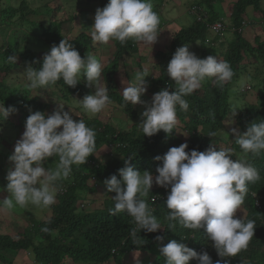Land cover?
I'll list each match as a JSON object with an SVG mask.
<instances>
[{
	"label": "clouds",
	"instance_id": "obj_1",
	"mask_svg": "<svg viewBox=\"0 0 264 264\" xmlns=\"http://www.w3.org/2000/svg\"><path fill=\"white\" fill-rule=\"evenodd\" d=\"M159 24L152 0H108L104 7L96 9L89 28L94 44L118 41L123 45L133 40L152 48L160 33ZM69 41L61 39L58 45L53 44L39 67L32 66L37 61L27 63L26 87L47 89L62 80L64 85L75 88L83 78L85 86L93 88L94 93L77 101L85 113L94 116L112 103L107 85L100 82L103 67L93 55L82 58ZM7 59L14 64L17 57ZM165 71L177 86L174 91L165 88L154 93L150 101L142 100L148 87L145 81L148 74L143 71L136 72L133 81L122 91L125 107L139 104L144 108L139 123L143 136L152 137L160 131L166 136L172 134L178 123L177 109L189 108L185 97L200 90L208 80L223 87L235 75L229 62L211 55L199 58L185 44L172 54ZM15 111L13 106L5 108L0 104V120ZM73 115L69 108L65 110V105L57 104L51 114L36 111L26 118L24 131L8 157L12 167L7 172L5 189H0L7 193L0 198V209L11 212L17 207L49 208L55 204L63 189L60 182L70 177L74 165H84L95 152V130L82 119L74 120ZM230 131L243 154L235 160L232 149L218 148L212 141L204 151H186L187 143L170 147L163 156L153 158L162 161L155 174L137 170L130 165L131 158L125 159V166L103 181L107 192L114 193L111 214L129 215L135 224L133 235L142 230L155 233L164 227L150 206V189L153 185L170 189L164 201L169 210L166 220L190 230L203 228L221 258L215 264H221V260L228 264V258L246 250L254 236L255 222L237 218L236 212L244 204L249 184L261 178L245 157L264 151V120L250 123L243 133L237 128ZM49 158L58 159L54 169L45 167ZM154 202L155 197L151 199ZM42 231L49 229L45 227ZM155 239L162 245L159 254L165 264H189L191 260L213 264L207 251L197 252L175 239L163 244L162 235Z\"/></svg>",
	"mask_w": 264,
	"mask_h": 264
},
{
	"label": "trees",
	"instance_id": "obj_2",
	"mask_svg": "<svg viewBox=\"0 0 264 264\" xmlns=\"http://www.w3.org/2000/svg\"><path fill=\"white\" fill-rule=\"evenodd\" d=\"M29 1L22 0L20 6L15 7L4 5L0 0V26L3 24L12 26L16 22H19L21 26L22 20L24 21L29 14H37L39 9L31 8ZM40 1L43 2L40 11L49 12L50 8L45 5L46 0ZM96 1L101 7L108 2V0ZM152 1L155 2L153 10L157 13L156 7L160 6L164 0ZM222 1L201 0L191 6H200L203 10L201 13L204 15L201 20L195 16L190 25L180 27L174 33L168 49L155 53V58L158 60L157 73L147 81L150 87L149 92L154 94L165 88L170 92L176 89L177 86L167 76L165 70L178 47L199 41L201 47L207 52L206 48L211 47L206 41L207 34H209L208 23L220 20L224 22L219 8L215 6ZM260 3L261 0H235L233 2L231 13H229V18H231L229 22L234 29L233 38L227 41V48L222 58L233 68L235 75L232 82L219 87L212 80H208L204 83L202 92L199 93L197 90L185 97L189 108L187 111L177 109L178 125L172 134L166 136L163 131H160L152 137H147L143 136L139 123H134L129 128H120L111 123L102 122L97 117L87 118L84 114L82 120L96 132L95 152L89 156L84 165H74L70 177L60 182L63 189L57 196L55 204L49 207L51 215L47 219L40 220L34 217L29 219L28 226L16 238L7 233H0V263L12 264L19 252L25 251L28 255L32 254L35 264H69V262L74 264H118L121 262L122 264V256L124 259V255L128 252L142 251L151 256L149 264H165L164 258L159 254V247L162 245L156 241L157 235L164 237L163 244L175 239L197 252L207 251L213 264L221 259L211 246L212 242L208 240L203 228L190 230L178 222L166 220L169 210L164 201L170 189L166 190L153 185L148 198L150 206L154 209L153 214L162 222L164 228L155 233L142 230L133 235L132 229L135 224L129 215L126 213L111 214L110 210L114 207L111 196L114 193L107 192L103 181L117 174L118 169L125 166L124 160L128 158H131L129 163L135 169L150 170L155 174L156 167L162 166V161H155L153 158L157 155L163 156L170 147H178L181 143L188 144L186 151H204L212 141L218 148L232 149L236 153V156L232 157L233 160L237 156H242L238 155L242 152L235 142L234 135H230L224 143L221 140H215L214 137L222 129L224 121L227 120L232 110L229 99L232 84L234 85L247 68V58L252 56L254 61L251 65L255 63L257 68L259 65L264 68V39L261 43L253 45L237 31L244 21L247 7L252 6L255 10L262 12ZM38 25L39 28L33 27L17 35L13 40H9L10 38L6 40L5 48L0 47V74L2 73L0 104H3L5 108L13 106L18 112L17 125L8 120H0V129L9 127L19 131L24 127L26 118L30 114L42 111L47 115V104L42 103L39 96H32L23 82L15 83L13 75L15 71L22 69V66L26 67L27 63L32 61H37L32 65L33 67H39L43 56L49 52L40 50L43 45L51 48L53 44L58 45L61 39H66L61 30V21L51 19L46 25ZM68 40L82 58L92 55L93 41L87 32H80ZM114 44L113 56L103 66L100 82L107 85L112 103L120 106L129 118L138 117L141 122V115L137 112L138 105L124 106L122 92L116 80L120 60L125 55L137 52V43L129 40L123 45L118 41ZM213 52L208 54H213ZM13 55L17 57L14 64L9 63L7 59L8 56ZM257 86L251 83L248 90H256ZM50 87L56 88L60 94L58 96L56 94L57 98H62L66 102L74 98L80 100L84 95L94 93L93 89L86 87L83 81L75 88L64 85L62 80ZM238 92L236 88L235 94ZM256 98L254 103L235 110L234 126L240 133L246 131L250 123L264 120V88L260 93L258 92ZM178 128L182 132L179 135L176 131ZM213 133H215L214 136ZM181 135H186V140L181 139ZM106 148L112 151L106 155H100L101 150ZM245 159L259 171L261 177L256 183L249 184V191L243 204L245 215L242 218L245 222L254 221L256 227L247 249L235 257L228 258V264H264V151L256 156L249 154ZM53 160L58 162V159ZM2 169L4 168L0 166V171ZM5 183L7 181L0 174V189H3ZM99 192L103 193L104 197L102 208L84 210L90 202H94L93 195ZM153 197H155L154 204L151 203ZM256 199L260 203L259 207L255 204ZM169 223L173 227L169 228ZM45 227L49 231H42ZM189 264H198V261L191 260Z\"/></svg>",
	"mask_w": 264,
	"mask_h": 264
},
{
	"label": "rangeland",
	"instance_id": "obj_3",
	"mask_svg": "<svg viewBox=\"0 0 264 264\" xmlns=\"http://www.w3.org/2000/svg\"><path fill=\"white\" fill-rule=\"evenodd\" d=\"M21 1L22 0H2L4 5H14L15 7H19ZM198 1L201 0H164L160 6L156 7L157 14L160 18V33L158 35L157 42L151 48L142 42L136 41L138 51L125 55L120 60L119 70L116 74V80L121 92L133 81L135 73L138 71H143L148 74L145 77L146 83L150 77L156 75V64L158 65V60L155 58V53L159 50H167L174 33L180 27H186L191 24L195 15H192L189 9ZM234 1L235 0H223L221 3H217V5L215 4V6L219 8L221 17L226 23V29L221 33L222 35L220 34L218 37H216V35L215 37L211 38V36H208L209 34H207L208 37L206 38V41L211 45V47L209 46L206 48L207 52L201 47L199 41L188 45L189 50L194 52L199 58H206L207 56L211 55L217 57L219 60H222L223 52H225L227 48V41L233 38L234 29L231 27L229 22L231 19L229 18V13H231L232 4ZM29 2L31 4V8L36 10L39 9L37 10L38 13L29 14L26 18L28 20H22L23 24L21 26L19 25V22L14 23L12 26L4 24L1 25V49L5 48L4 44L9 38V40H13L17 35L27 32L28 29H32L33 27L36 29V26H39L38 24L46 25L51 19H54L55 21H61V30L63 31L66 39L74 38L80 32H87L91 36V29L89 27L93 23L95 11L98 7L102 8L99 2L96 0H46L45 5L50 8V11L44 13L40 11L42 8L41 3L43 2L40 0H30ZM152 3L154 4L155 2L152 1ZM260 8L262 12L255 10L252 6H248L246 9V14L243 18L244 21L241 26L237 28V31L242 33V35L253 45L261 43L264 39V0H261ZM115 42L116 41H110L107 45L94 44L92 42L91 46L93 48L91 54L101 62L102 67L108 62V60L112 58L115 49ZM40 50L50 51V48L43 45V48ZM210 52H213V54H208ZM246 61L247 68L244 70V73L239 77L234 85L232 84L229 97L232 110L230 111L227 120L224 121V126L214 137L215 140H221L223 143L226 142V139H228L230 135L232 136L230 131L231 128H236L234 126L235 110L238 108V110H240L247 104L254 103L257 100L256 95L264 88V68L260 65L257 68L255 63L254 65H251V63L254 61L252 56L248 57ZM25 68L26 67L22 66V69L20 68L14 72L13 75L15 76V83L23 82V84H27V80L24 75ZM1 77L2 73L0 74V78ZM242 82L243 86H241ZM251 83L254 86L258 85L256 90L254 89L249 91L245 88L247 85L251 86ZM236 88L239 90V92L235 94ZM244 88L246 90H244ZM149 89L150 87L148 85L145 95L141 97L142 100H151L153 94L149 92ZM198 91L199 93L202 92L203 87ZM29 92L32 96H39L42 103L47 104V114H51L57 108V104H61L65 105V110H68L69 108L75 115H77V117L73 115L74 120H78V117H81L82 119L84 118V114H86L85 116L87 118L97 117L102 122L111 123L112 125L120 128H129L130 125L134 123H140L138 117L129 118L126 112L120 106L114 103L109 104L102 112L93 116L85 113L75 98L68 102L64 101L62 98L58 99L57 96L60 94L58 93L59 91L54 87H48L47 89L40 90H29ZM41 94H43V97L40 96ZM137 107V112L139 115H141V113L144 111V108L139 104ZM17 119L18 112L15 111L3 120H8V122L16 124ZM23 131L24 127L19 131L13 130L9 127L0 129V166L4 168L0 171V174L5 180L8 170L12 167L8 160L9 155L7 156V154H11L13 152L14 144L21 137ZM176 131L178 135L182 133L180 128H178ZM180 137L183 140H186L187 138L186 135H181ZM111 151L112 150L109 148L102 149L100 155H106ZM56 164L57 162L55 160L49 158L48 164H46L45 167L54 169ZM6 184L7 183L4 184L5 186L3 189H5ZM102 194L103 193L99 192L97 195H93L92 198L94 202H90V205H88L84 210L102 208V200L104 198ZM6 195V191L1 192L0 198H3V196ZM50 215V208H40L34 206H30L28 208L17 207L11 212L0 209V233H7L16 238L24 231V228L28 226L29 219L34 217L36 219L45 220ZM244 215L245 209L242 205L241 208L237 210L236 217L242 218ZM29 255L25 251H20L12 264H35L32 259V254L30 253ZM150 258L151 256L145 252L142 253L140 251H133L125 254L124 259L122 256L123 260L121 259V261H123L122 264H149ZM69 264L74 263L69 262ZM118 264H121V262Z\"/></svg>",
	"mask_w": 264,
	"mask_h": 264
},
{
	"label": "built area",
	"instance_id": "obj_4",
	"mask_svg": "<svg viewBox=\"0 0 264 264\" xmlns=\"http://www.w3.org/2000/svg\"><path fill=\"white\" fill-rule=\"evenodd\" d=\"M190 12L192 15H195L197 19L201 20L203 15L201 12L203 11L200 6H193L190 9ZM226 29V25L223 21H215L212 23H208V30H209V35L211 38H213L215 35H219L222 31ZM246 89H249V86L245 87ZM244 88V90H246ZM256 205L259 206V201L256 199Z\"/></svg>",
	"mask_w": 264,
	"mask_h": 264
}]
</instances>
